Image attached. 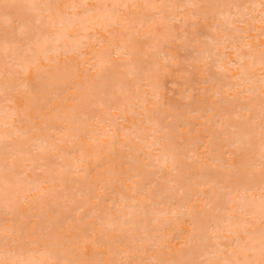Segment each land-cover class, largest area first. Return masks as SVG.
<instances>
[{"label": "snow or ice", "instance_id": "obj_1", "mask_svg": "<svg viewBox=\"0 0 264 264\" xmlns=\"http://www.w3.org/2000/svg\"><path fill=\"white\" fill-rule=\"evenodd\" d=\"M200 21L183 60L151 65ZM161 71L200 79L173 103ZM61 97L73 108L38 127ZM188 113L210 129L191 152ZM88 150L107 151V182L80 167ZM81 183L113 196L82 216ZM177 199L187 231L168 236L159 206ZM0 264H264V0H0Z\"/></svg>", "mask_w": 264, "mask_h": 264}, {"label": "bare ground", "instance_id": "obj_2", "mask_svg": "<svg viewBox=\"0 0 264 264\" xmlns=\"http://www.w3.org/2000/svg\"><path fill=\"white\" fill-rule=\"evenodd\" d=\"M97 2V0H89V2ZM59 2H67V0H59ZM103 2H105V3H112V2H115V0H103ZM174 2H179V3H205V2H208V0H174ZM220 2H223V0H220ZM182 21V20H181ZM190 21H188V23H189ZM203 22V21H202ZM183 24L185 23V21L183 20V22H182ZM181 23V24H182ZM192 23V22H191ZM182 24V25H183ZM181 25V26H182ZM206 29V28H205ZM207 32V31H206ZM205 33V32H204ZM206 34V33H205ZM195 38V37H194ZM194 40V39H193ZM195 40H196V38H195ZM194 40V41H195ZM197 41V40H196ZM194 44H196V43H194ZM180 45V44H179ZM181 45H182V48L186 45V44H182L181 43ZM191 46V45H190ZM189 46V47H190ZM145 54L147 55V56H149L150 57V63H151V65L152 66H155V65H157V64H159L161 67H162V65L164 64V63H162L163 62V60H164V62H165V60H166V54L167 55H171L172 53H169V52H165L164 50L162 51V52H160V53H153V52H148L147 50H145ZM156 54V55H155ZM89 55H90V53H89ZM154 55L156 56L155 58H154ZM157 55H159L160 57L159 58H157ZM156 59V60H155ZM159 59V60H158ZM162 59V61H160ZM161 63H162V65H161ZM82 72V71H81ZM163 71H161L160 73H162ZM160 76H162V75H160ZM161 79V78H160ZM158 88H159V92H160V94L164 97V93H163V86L161 85V84H159V82H158ZM192 91H193V88L192 87H189V88H187L186 90H185V94H190V93H192ZM64 95H66V96H68V97H72L73 96V91L72 90H66L65 91V93H64ZM77 95V99H79V97H80V93H77L76 94ZM62 101H63V97H61V100L60 101H56V102H49L50 104H52L53 105V107H52V111L51 112H54V114H55V108H56V106H60V107H62V108H66V109H72L73 108V102H72V100L71 99H69V101H71L70 103H68V104H64V103H62ZM210 102V104L211 103H213V101L212 100H210L209 101ZM194 107V106H193ZM51 112H49V110H48V106L47 105H44V107H43V110L42 111H33V119L34 120H36L37 118H43V120H41V121H37L36 120V123L37 124H40V123H45L46 121H45V117H48L49 115H50V113ZM54 114H52L51 113V115H54ZM193 116V115H192ZM129 122H131V116H129ZM187 120L190 122V124L187 126V127H185V128H183L182 129V132H183V135L184 134H186L187 132H191V131H193V130H197V131H200L201 132V134L199 133V136L197 135V137H194V138H191L190 140H188L187 138H184V141H185V144H184V147H185V149L186 150H188V151H196L197 149H195L193 146H192V142L193 141H196L199 137H203L204 136V134H205V132H206V130H210V129H206V127L204 126V122L202 121V120H200L199 118H197V120H196V123L195 124H193L192 122H194V121H192V119L190 120V119H188L187 118ZM192 121V122H191ZM39 126V125H38ZM201 126H203V128L201 127ZM205 142H207V139H206V137H205ZM69 144V145H68ZM63 145H68V148H67V150H69V149H71V148H73L74 147V145H72L71 143H65V144H63ZM62 145V146H63ZM62 146H61V148H62ZM64 147V146H63ZM67 150H65V151H67ZM80 159H81V157H80V153L77 151L76 153H75V160H76V162L77 163H79V161H80ZM103 159H106V160H108V161H110V157L107 155V151L106 150H104V151H100V150H88L87 152H86V154L84 155V157H83V163L80 165V167H82L83 169L84 168H88V165H90L91 163H93V164H97L100 160H103ZM106 163H107V161H105ZM142 171H147V170H142ZM104 172H106V175H103V173ZM103 173H102V175H101V177L100 178H102V179H104V181L105 180H107V171H104ZM92 175V174H91ZM145 178L146 179H154L153 177H151V176H145ZM96 180V176H93V178H92V181H95ZM86 184H84V183H81L80 184V186L77 188L75 185H72V187L73 188H75L76 189V193H75V195H70L68 198H69V200H79V199H76L77 197H80L81 199V201L79 200V205H81V206H83L84 207V212H85V215H83V216H86L87 217V215H88V213H89V210L88 209H86V206H88L87 205V202L86 201H84L83 200V197H88L89 196V194H91V195H93V196H98V197H100L101 199H103V197H101V195L99 194V193H96V192H89L88 190H90V189H86V186H89V185H86ZM96 185V184H95ZM71 187V188H72ZM128 187H131V185H128ZM94 190V189H93ZM96 190H100L99 189V187H96ZM116 190V193H117V195H116V199L117 200H119V194L121 193V191L122 190H120V189H115ZM70 191V190H69ZM125 194H128V193H125ZM86 199V198H85ZM88 201V200H87ZM202 202V201H201ZM94 203V202H93ZM199 204V203H198ZM197 204V205H198ZM71 206V205H70ZM69 206V207H70ZM201 206V205H200ZM69 207H67V208H69ZM163 211H167V212H169V213H171V211L172 210H175L176 211V213H177V217H175V218H173V217H171V216H169V219H171L173 222L170 224V225H168L167 226V231L165 232V234L166 235H168V236H173V235H177L178 236V233L181 231V230H184V231H187V226L183 223V219H184V217L181 215V213H183V211H184V209L182 208V206H181V201L179 200V199H177L176 200V202L174 203V204H169V202L167 201V200H165L164 202H163V204L162 205H160L159 206ZM70 208H72V207H70ZM69 210V209H68ZM87 210V211H86ZM63 211V210H62ZM74 211V210H73ZM70 212V211H69ZM75 212V211H74ZM66 213V212H65ZM76 214V213H75ZM81 214H83V213H81ZM69 215V214H68ZM90 221V220H89ZM86 223V225L88 224V222L86 221L85 222ZM95 223V220H91L90 221V224H94ZM99 231V230H98ZM111 235V234H110ZM178 240H183V238L182 237H179L178 238ZM183 241H177V239H173V240H171V245L173 246V250H175V249H178L179 248V246H180V243H182Z\"/></svg>", "mask_w": 264, "mask_h": 264}, {"label": "rangeland", "instance_id": "obj_3", "mask_svg": "<svg viewBox=\"0 0 264 264\" xmlns=\"http://www.w3.org/2000/svg\"><path fill=\"white\" fill-rule=\"evenodd\" d=\"M189 21H190L189 24H191L192 21L191 20H189ZM182 22H183V20L180 21L177 24V28H180L181 27V25L183 24ZM202 23L203 22L200 21L197 24V27L196 28H192V27L187 28L184 33H181L180 39L176 42V44L173 45L171 48H165L164 51L165 52H169V53H175L179 49V50H181V59L183 60V55H184L183 54V49L185 48V46H187L189 49H191L193 47H196V44H194V43H196L198 40H203V35L201 33H204V32L206 33L207 29L201 28L199 26ZM194 37L196 38L197 41L195 40ZM181 43L182 44L184 43L186 45L182 48ZM155 55H154V58L156 57ZM159 57L160 56L157 55V58H159ZM160 61H162V59ZM162 63H165L164 60H163ZM162 63H161V65H162ZM83 70H84V64H83V62H81V71L83 72ZM160 75H162V76H160L161 79H159V84H161L163 86V90L162 91L164 93L165 99H167V100H169V101H171L173 103H178V104H182L184 102L183 97L185 95H187V94H185V90L187 88H189V87H192L193 89L196 88L197 87V81L200 79L199 74H196V75L190 76V77H181V76H179L176 73H172V74L168 75V74H164V72H162V73H160ZM210 100L211 99H209V101ZM70 102L71 101L68 100V102L66 104H68ZM209 104H210V102H209ZM193 106L195 107V105H193ZM51 113L54 114V112H51ZM51 113H50V115H51ZM187 118L190 119V120L192 119V121H194V122L191 121L193 124L196 123L197 117L196 116H192L191 113H188L187 114ZM36 120L37 121H41V120H43V118H37ZM43 125H44V123L43 124L42 123L37 124L38 127L43 126ZM201 127L203 128V126H201ZM199 133L201 134L200 131L193 130L191 132H187L186 134H184L183 137L184 138H187L188 140H190L191 138L197 137V135L199 136ZM68 145L67 146L66 145H63L64 147L62 146V149L63 150H67ZM105 161H107V163ZM55 162H56L55 160L50 161V163H55ZM109 162L110 161H108L106 159H103V160H100L97 164L91 163L90 165H88V168L86 167L84 169H86L90 174H92L91 175V178H93V176H96V178L97 177H101L102 173L107 170V167H108ZM103 175H106V172H104ZM105 182H107V180H105ZM96 187H98V186L95 185V183H92L89 186H86V189L87 188L90 189V190L87 189L89 192L99 193L101 195V197L108 196L109 198H111L113 196V193L111 191L102 192L100 190H96ZM114 188L121 190L119 183H116L114 185ZM75 193H76V189L72 187L70 189V191L68 192V197L70 195H72V196L75 195ZM76 199H79L80 200L81 198L80 197H77ZM79 200H74V201L76 202V204H78L79 203ZM83 200L87 202V205L89 204V201H87L88 200L87 197H83ZM93 202L95 203V201H92V203ZM202 203L203 202H199V204L197 205V207H200V205L202 206ZM69 206L72 207V208H70ZM104 206L106 207V205H104ZM67 207H69V208H67ZM73 208H74V205L69 204L66 207H62L60 209H57V211H60L63 214H66V215L69 214V216H74L75 215V212L73 211ZM86 209L89 210L88 206H86ZM81 215L82 216L85 215V212H83V214H81ZM86 221L88 222L87 225H89L91 220L89 221V220L85 219L84 220V225L85 226H87L86 223H85ZM177 241H183V240H178L177 239Z\"/></svg>", "mask_w": 264, "mask_h": 264}]
</instances>
